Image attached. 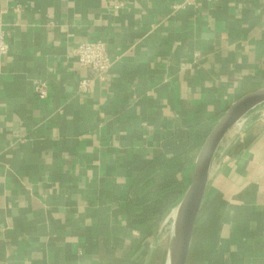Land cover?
<instances>
[{"label":"crops","instance_id":"1","mask_svg":"<svg viewBox=\"0 0 264 264\" xmlns=\"http://www.w3.org/2000/svg\"><path fill=\"white\" fill-rule=\"evenodd\" d=\"M0 21V264H164L205 137L264 88V0H0ZM92 41L102 82L70 55ZM185 264H264V111L216 149Z\"/></svg>","mask_w":264,"mask_h":264},{"label":"water","instance_id":"2","mask_svg":"<svg viewBox=\"0 0 264 264\" xmlns=\"http://www.w3.org/2000/svg\"><path fill=\"white\" fill-rule=\"evenodd\" d=\"M264 111V88L232 103L205 137L194 161L189 185L164 217L169 234L164 264H185L195 221L204 197L211 163L220 142L252 114Z\"/></svg>","mask_w":264,"mask_h":264},{"label":"built area","instance_id":"3","mask_svg":"<svg viewBox=\"0 0 264 264\" xmlns=\"http://www.w3.org/2000/svg\"><path fill=\"white\" fill-rule=\"evenodd\" d=\"M195 0H184V4L191 5ZM119 5H116L118 8ZM8 47L4 41V34L2 30V23L0 21V64L7 53ZM71 57L76 63L82 67H88L96 72L97 79L104 81L106 74L110 68L111 62L108 58L105 44L101 41H92L80 43L70 50ZM92 81L82 79L78 82V91L80 93H87ZM34 94L38 99L43 100L48 95L47 84L44 81H36L33 85Z\"/></svg>","mask_w":264,"mask_h":264}]
</instances>
